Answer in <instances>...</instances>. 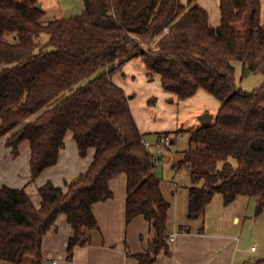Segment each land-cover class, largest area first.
I'll return each instance as SVG.
<instances>
[{"label":"trees","instance_id":"1","mask_svg":"<svg viewBox=\"0 0 264 264\" xmlns=\"http://www.w3.org/2000/svg\"><path fill=\"white\" fill-rule=\"evenodd\" d=\"M195 1L84 0L80 14L46 23L41 0H0V135L6 145L18 156L29 142L32 180L58 163L69 131L81 156L95 150L87 170L66 187L53 181L39 187L40 207L25 187H0V264H47L44 237L61 214L73 228L72 260L77 245L92 242L99 229L94 204L112 197L110 181L120 173L127 175V222L143 215L153 231L151 248L132 255L139 264H154L169 251L171 203L155 172L156 154L132 110L135 95L113 79L131 59L143 63L150 81L160 76L174 97L204 88L221 101L178 162L191 168L189 216L204 215L217 193L226 205L256 197L257 213L264 211V82L243 89L235 64L241 63L243 79L264 71V3L220 0L221 24L214 27Z\"/></svg>","mask_w":264,"mask_h":264},{"label":"crops","instance_id":"2","mask_svg":"<svg viewBox=\"0 0 264 264\" xmlns=\"http://www.w3.org/2000/svg\"><path fill=\"white\" fill-rule=\"evenodd\" d=\"M181 1L188 3L189 0ZM195 2L208 10L209 22L212 26L217 27L221 24L220 0H196ZM137 68H140L138 70L143 72L145 79L143 83L147 87L154 84L157 88H164L160 76L157 75L154 80L150 81L143 63L131 59L125 63L120 73L113 76L114 81L123 87L127 94H133V89L130 86H133L132 83L136 82L134 73ZM125 77L129 79V82L123 81L122 78ZM164 91L169 93L166 90ZM135 97L131 99V107ZM133 112L143 133L161 132L156 130L158 127H154L155 123L152 122L150 117L145 118L141 114H137L135 110ZM70 132L72 131H69L65 137V147L61 150L58 163L46 168L35 180L31 178L30 147L29 150L26 149V152H24L22 150L24 141L21 144L19 155L14 156L11 148L6 145V137L0 135L6 145L4 154L8 158L1 163L0 169L7 168L8 173L6 178L0 180V187L3 185L25 187L37 207H40L42 201L39 192L40 186L48 181H53L57 186L66 187L65 183L67 181H71L87 170L95 155V150L92 148L87 156H81L73 132L69 134ZM147 140L153 148L154 141H151L149 137H147ZM22 156L25 158L27 156V168L22 164ZM161 186L165 197L171 203L168 217L170 249L169 251L162 250L154 264H245L243 260L246 249L235 242V235L226 233L229 230L225 228L224 223L221 222L223 229L220 230L213 229L208 218L205 219V226L199 229L193 228L188 223L183 226L180 221L184 219V215L182 216L179 202L175 201L176 194L173 197L174 201L170 200L166 195L162 182ZM110 187L113 191L112 197L94 204V213L98 219L99 229L92 232V242L90 244L77 245L74 248L72 260H69L67 256L68 243L73 228L65 214L58 217L43 241L44 258L47 264L53 262H57V264H139L138 259L132 254L146 252L151 248L153 236L151 224L143 215L137 216L130 223L127 222L128 182L125 173H120L111 179ZM222 221L225 222V219ZM184 227L189 229H183ZM172 234L175 235L174 240H170ZM251 250L257 251L255 245L251 247ZM2 264L15 263L3 261Z\"/></svg>","mask_w":264,"mask_h":264},{"label":"rangeland","instance_id":"3","mask_svg":"<svg viewBox=\"0 0 264 264\" xmlns=\"http://www.w3.org/2000/svg\"><path fill=\"white\" fill-rule=\"evenodd\" d=\"M40 3L46 10L42 19L46 23L59 17L76 16L84 9V0H41ZM42 38L47 39L48 35L43 34ZM235 64L237 65V82L243 89L250 91L264 82V71L253 72L243 79L241 63L236 61ZM138 69L140 68H137L134 73L136 82L130 86L133 94L136 95L132 107L137 114L145 118L150 117L155 123L154 127H158L156 130L161 131L150 132L147 137L154 141L152 149L157 158L155 172L165 188L166 195L174 201L173 197L176 194L175 201L179 202L182 216L184 215L180 223L183 226L188 223L193 228L199 229L205 226V219L208 218L212 228L216 230L223 229L222 224L224 223L225 228L229 230L226 233L235 235V242L246 249L243 260L245 264L247 261L256 262L257 259L264 258V211L261 214L257 213L258 200L256 197L239 196L235 203L228 206L224 203L223 194L217 193L204 215L197 218L189 216L191 168L188 165L180 166L178 162L182 157V152L191 146L193 132L204 125V116L213 115L214 119L221 101L204 88H200L191 97L180 99L177 96L174 97L173 94L166 93L164 88H157L154 84L147 87L143 83L144 74ZM122 79L124 82H129L127 77ZM166 131H170L169 139L165 144L159 145L163 138H160V134ZM5 146L0 137V168L2 161L7 158L4 154ZM29 147V142L25 141L22 150L26 152L25 150H29ZM22 164L27 168V156L26 158L22 156ZM7 173V168L0 169V180L6 178ZM223 219L225 222L222 221ZM253 245L257 251L251 250Z\"/></svg>","mask_w":264,"mask_h":264},{"label":"built area","instance_id":"4","mask_svg":"<svg viewBox=\"0 0 264 264\" xmlns=\"http://www.w3.org/2000/svg\"><path fill=\"white\" fill-rule=\"evenodd\" d=\"M166 30L169 31L168 28H166ZM168 139H169L168 137H163L162 141H161V143H159V145H162L163 143H166L168 141ZM146 144L149 147H151V143L148 140L146 141ZM174 239H175V235L172 234L171 237H170V240H174ZM52 264H57V262H53ZM247 264H255V263L254 262H248Z\"/></svg>","mask_w":264,"mask_h":264},{"label":"water","instance_id":"5","mask_svg":"<svg viewBox=\"0 0 264 264\" xmlns=\"http://www.w3.org/2000/svg\"><path fill=\"white\" fill-rule=\"evenodd\" d=\"M37 6L41 8V4H40V3H38ZM212 118H213V115H208V114H206V115L204 116V119H203V124H204V125L210 124L211 121H212Z\"/></svg>","mask_w":264,"mask_h":264}]
</instances>
